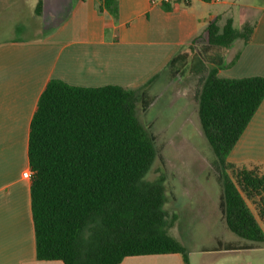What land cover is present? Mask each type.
Listing matches in <instances>:
<instances>
[{
  "label": "trees",
  "instance_id": "16d2710c",
  "mask_svg": "<svg viewBox=\"0 0 264 264\" xmlns=\"http://www.w3.org/2000/svg\"><path fill=\"white\" fill-rule=\"evenodd\" d=\"M211 1V0H201ZM116 19L117 0H102ZM41 14V0L34 9ZM250 28L231 19L205 27V43L191 45L168 63L175 74L199 76L197 119L212 153L220 186L218 208L236 237L264 241V170L227 158L264 99V78L224 79V51L246 44ZM151 101L142 88L77 87L51 79L39 95L27 144L30 213L37 261L119 264L133 256L188 255L168 234L161 181L145 179L156 157L155 137L136 116ZM248 203L254 209L251 211ZM228 249H231L228 246Z\"/></svg>",
  "mask_w": 264,
  "mask_h": 264
},
{
  "label": "crops",
  "instance_id": "0c3cea01",
  "mask_svg": "<svg viewBox=\"0 0 264 264\" xmlns=\"http://www.w3.org/2000/svg\"><path fill=\"white\" fill-rule=\"evenodd\" d=\"M38 1L0 0V19L8 9L16 16L33 12L28 35L0 42V264H62L35 258L30 179L22 176L30 170V121L51 79L87 88L143 87L152 108L172 97L170 60L204 41L209 22L217 20L221 27L227 19L238 30L248 25L251 33L246 44L237 40L225 50V63L237 58L218 76L264 78V0H117L116 19L102 0H41L37 16ZM227 160L264 170V99ZM186 252L189 264H264V241L237 237ZM119 264H182V258L133 256Z\"/></svg>",
  "mask_w": 264,
  "mask_h": 264
},
{
  "label": "rangeland",
  "instance_id": "374dc122",
  "mask_svg": "<svg viewBox=\"0 0 264 264\" xmlns=\"http://www.w3.org/2000/svg\"><path fill=\"white\" fill-rule=\"evenodd\" d=\"M32 13L28 9L16 16L6 10L0 19V42L28 35ZM204 43L205 40L198 41L194 48L199 49ZM198 81L199 76L194 74H175L172 97L168 94L144 112L138 107L136 113L138 121L154 135L157 151L145 179L162 182L166 194L163 208L169 219L175 217L168 234L185 251L237 239L226 228L217 207L220 186L210 164L211 150L197 119ZM248 205L255 214L254 207ZM260 225L264 229V223Z\"/></svg>",
  "mask_w": 264,
  "mask_h": 264
},
{
  "label": "built area",
  "instance_id": "2783aa9c",
  "mask_svg": "<svg viewBox=\"0 0 264 264\" xmlns=\"http://www.w3.org/2000/svg\"><path fill=\"white\" fill-rule=\"evenodd\" d=\"M164 1L167 2V0H164ZM31 175H32V172L31 170H29V171L24 172L22 176L26 179H30Z\"/></svg>",
  "mask_w": 264,
  "mask_h": 264
}]
</instances>
